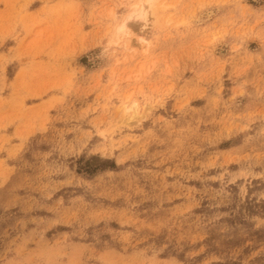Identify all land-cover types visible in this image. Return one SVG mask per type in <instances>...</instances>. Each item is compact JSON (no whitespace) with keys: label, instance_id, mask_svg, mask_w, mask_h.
<instances>
[{"label":"rangeland","instance_id":"obj_1","mask_svg":"<svg viewBox=\"0 0 264 264\" xmlns=\"http://www.w3.org/2000/svg\"><path fill=\"white\" fill-rule=\"evenodd\" d=\"M138 1L0 0V264H264V0Z\"/></svg>","mask_w":264,"mask_h":264},{"label":"bare ground","instance_id":"obj_2","mask_svg":"<svg viewBox=\"0 0 264 264\" xmlns=\"http://www.w3.org/2000/svg\"><path fill=\"white\" fill-rule=\"evenodd\" d=\"M154 2H155V0H139L137 3L136 9L134 10V12H132L131 15H129V17H138V18L140 17V18L145 20V15H146L147 10L154 5ZM123 23L124 24H122L120 26V28L118 27L120 29V30L119 29L118 30L121 32H123V30L126 26L125 22H123Z\"/></svg>","mask_w":264,"mask_h":264}]
</instances>
